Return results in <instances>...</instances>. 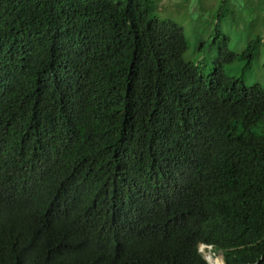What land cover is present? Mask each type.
Listing matches in <instances>:
<instances>
[{"label":"trees","instance_id":"obj_1","mask_svg":"<svg viewBox=\"0 0 264 264\" xmlns=\"http://www.w3.org/2000/svg\"><path fill=\"white\" fill-rule=\"evenodd\" d=\"M224 40L205 76L156 0H0V264H264V88Z\"/></svg>","mask_w":264,"mask_h":264},{"label":"rangeland","instance_id":"obj_2","mask_svg":"<svg viewBox=\"0 0 264 264\" xmlns=\"http://www.w3.org/2000/svg\"><path fill=\"white\" fill-rule=\"evenodd\" d=\"M156 1L161 19L175 20L184 27L189 43L185 58L205 76L212 75L221 61V44L227 38L226 51L237 58L224 66L225 73L248 87L264 88V0ZM257 38H260L257 51L250 56L248 45ZM255 130L260 132L261 128ZM203 251L206 258L216 255L210 249Z\"/></svg>","mask_w":264,"mask_h":264},{"label":"bare ground","instance_id":"obj_3","mask_svg":"<svg viewBox=\"0 0 264 264\" xmlns=\"http://www.w3.org/2000/svg\"><path fill=\"white\" fill-rule=\"evenodd\" d=\"M205 254H207V253H205ZM207 259L212 264H225V261H224L223 257L220 258V256H216V255H213V254L212 255H208Z\"/></svg>","mask_w":264,"mask_h":264},{"label":"clouds","instance_id":"obj_4","mask_svg":"<svg viewBox=\"0 0 264 264\" xmlns=\"http://www.w3.org/2000/svg\"><path fill=\"white\" fill-rule=\"evenodd\" d=\"M204 248H206V249H210V251H214V248H213V246H206V245H201L200 246V248H199V250H200V253L203 255V253H204V251H203V249ZM207 251V250H206ZM207 253H208V251H207ZM214 253H215V251H214ZM216 254V253H215ZM221 254V253H220ZM216 255H218L219 256V254H216ZM223 255V254H222ZM203 257H204V259L207 261L208 259L206 258V256H204L203 255ZM223 258H224V255H223ZM224 261H225V258H224ZM208 262V261H207ZM208 264H210L209 262H208ZM225 264H226V262H225Z\"/></svg>","mask_w":264,"mask_h":264},{"label":"water","instance_id":"obj_5","mask_svg":"<svg viewBox=\"0 0 264 264\" xmlns=\"http://www.w3.org/2000/svg\"><path fill=\"white\" fill-rule=\"evenodd\" d=\"M208 261V260H207ZM209 262V261H208ZM210 263V262H209ZM210 264H212V263H210Z\"/></svg>","mask_w":264,"mask_h":264}]
</instances>
